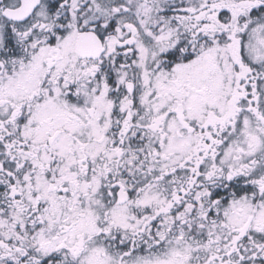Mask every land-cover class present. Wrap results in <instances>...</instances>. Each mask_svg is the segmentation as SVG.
Returning a JSON list of instances; mask_svg holds the SVG:
<instances>
[{"label": "snow or ice", "instance_id": "snow-or-ice-1", "mask_svg": "<svg viewBox=\"0 0 264 264\" xmlns=\"http://www.w3.org/2000/svg\"><path fill=\"white\" fill-rule=\"evenodd\" d=\"M0 264H264V0H0Z\"/></svg>", "mask_w": 264, "mask_h": 264}]
</instances>
